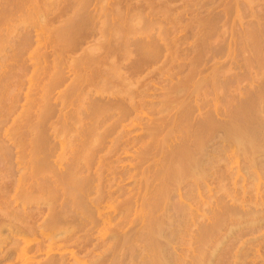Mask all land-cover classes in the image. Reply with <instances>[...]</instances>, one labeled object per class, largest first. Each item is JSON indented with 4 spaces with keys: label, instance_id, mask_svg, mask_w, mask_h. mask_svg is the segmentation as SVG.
Returning <instances> with one entry per match:
<instances>
[{
    "label": "rangeland",
    "instance_id": "1",
    "mask_svg": "<svg viewBox=\"0 0 264 264\" xmlns=\"http://www.w3.org/2000/svg\"><path fill=\"white\" fill-rule=\"evenodd\" d=\"M262 34L264 0H0V264H264V157L226 136Z\"/></svg>",
    "mask_w": 264,
    "mask_h": 264
},
{
    "label": "bare ground",
    "instance_id": "2",
    "mask_svg": "<svg viewBox=\"0 0 264 264\" xmlns=\"http://www.w3.org/2000/svg\"><path fill=\"white\" fill-rule=\"evenodd\" d=\"M257 21H259V20H257ZM257 25V24H256ZM258 25H259V23H258ZM257 25V26H258ZM254 26V25H253ZM256 27V26H255ZM258 27H260V26H258ZM257 29V28H256ZM250 32V31H249ZM258 32V31H257ZM258 35H259V38H260V34L261 33H257ZM251 35H253V34H251ZM258 35H257V37H258ZM264 34H262V36H263ZM256 36V35H255ZM254 37V36H253ZM261 38H263V37H261ZM260 38V40H262ZM252 39V38H251ZM254 39V38H253ZM252 39V40H253ZM256 40V39H255ZM259 40H256V44H253L254 46H255V54L253 53V55H256L255 57V61H258V60H260V62H258V63H264L263 62V55H262V53H263V51H264V49H262V50H260V51H262V53L260 54V53H258L259 51V49H258V46L260 47V49L262 48L260 45H259V43H261V42H259ZM262 44V43H261ZM264 46V45H263ZM258 49V50H257ZM259 55H261V56H259ZM253 58V57H252ZM258 58V60H256ZM248 59H249V57H248ZM254 60V59H253ZM245 61H250L251 62V60H246L245 59ZM232 62H234V61H232ZM237 63V62H236ZM258 63H255V64H258ZM244 64V63H243ZM233 65H235V64H233ZM249 65H252V63L251 64H249ZM258 65H260V64H258ZM263 65V64H262ZM248 66V65H247ZM261 66V65H260ZM249 68V67H248ZM250 69V68H249ZM263 70V69H262ZM261 72V71H260ZM250 73V72H249ZM248 73V74H249ZM262 73V72H261ZM253 74H254V72H253ZM264 74V73H263ZM254 76H256V75H254ZM235 78H236V76H235ZM254 78H258V77H254ZM254 78H253V80H254ZM251 80H252V77H251ZM256 82V81H255ZM260 82V81H259ZM253 90H255L254 88H253ZM264 90V89H263ZM262 90V91H263ZM256 92H258L257 90H256ZM264 92V91H263ZM254 93H255V91H254ZM253 93V94H254ZM260 93H261V91H260ZM260 93H258V95H260ZM250 95H252V94H250ZM256 96V97H258V98H255V100L254 101H251V103L250 102H248V103H250V107H251V109H248V111L249 110H251V111H249V112H246V113H242L241 112V115H240V113H239V117L238 118H240L239 120L238 119H236V120H238V121H233V123H231V124H229V126L228 127H226V136L230 139V140H232L233 141V143L232 144H237L238 145V147L240 146L241 148H242V146L244 145V148L247 150V151H249L250 152V154H251V159L253 158V160H254V162L256 163V159L258 158V157H264V117H263V115H261V116H259L258 114H257V112H256V110H258L259 109V107H258V103L259 102H256L257 100H259L260 98H261V96ZM261 95H263V94H261ZM255 96V95H254ZM264 96V95H263ZM263 96H262V98H263ZM254 98V97H253ZM252 98V99H253ZM263 101V99L262 100H260V102H262ZM244 103V102H243ZM258 104V105H257ZM241 105V104H240ZM260 105H261V103H260ZM263 105H264V103H263ZM263 105H261L262 106V108H264V106ZM245 106H247L246 104H245ZM245 106H244V108H245ZM237 107V106H236ZM248 107V106H247ZM238 108V107H237ZM241 108H243V106H241ZM258 108V109H257ZM261 108V109H262ZM246 109V108H245ZM245 109H243V110H245ZM252 109H254L255 111H252ZM260 110V109H259ZM242 111V110H241ZM263 111V109L260 111V112H262ZM259 112V113H260ZM230 120V119H229ZM242 120H245V121H247V122H249V125H248V123L246 124V125H244V124H242ZM208 121H209V119H208ZM214 121V120H213ZM207 122V121H206ZM228 122V121H227ZM214 123H215V121H214ZM208 125V124H207ZM206 125V123H205V126H207ZM248 125V126H247ZM227 126V125H226ZM208 127V126H207ZM219 128V127H218ZM207 129V128H206ZM216 129V128H215ZM199 132V131H198ZM202 132H203V130H202ZM210 134V133H209ZM223 135H224V132H223ZM205 137V136H204ZM235 142V143H234ZM201 143V142H200ZM203 146V145H202ZM237 147V148H238ZM239 149V148H238ZM240 151H242V149L240 150ZM247 154V153H246ZM177 155V154H176ZM179 155V154H178ZM195 155V154H194ZM185 156H186V154H185ZM249 157H250V155H248ZM248 157V158H249ZM190 158H188V161L190 162V160H189ZM264 159V158H263ZM256 160V161H255ZM183 161V160H182ZM182 161L181 162H178L179 164H178V166H176V164H175V166H176V168L174 167V166H172V170H174L173 172H172V170H171V173H173L174 175H175V173H178V174H180L183 170L185 171V173L187 172L188 173V168H189V165H186V162L184 163V161H183V164H182ZM187 161V160H186ZM187 161V162H188ZM192 161V160H191ZM196 161V160H195ZM204 161V160H203ZM248 161H249V159H248ZM197 163H200L199 161H196ZM250 162H251V160H250ZM194 163V162H193ZM193 163H192V165H191V163H188V164H190V168L193 166L194 167V165H193ZM196 163V164H197ZM201 165H202V163H200ZM200 164L198 165V166H196V167H194L195 169L198 167V169H199V166H200ZM253 164V163H252ZM186 167H185V166ZM173 167L175 168V169H173ZM203 167V166H202ZM194 168H191L190 170H191V172L193 173V171H195V170H193ZM200 168H201V166H200ZM168 170V169H167ZM190 172V171H189ZM188 173V174H191L192 175V173ZM195 172H197V169H196V171ZM167 173V174H166ZM166 173H164L165 175H166V177H168L167 175H168V173H170V170H169V172H167L166 171ZM184 172H182V174H183ZM184 173V174H185ZM181 174V175H182ZM183 174V175H184ZM205 174V173H204ZM161 177V181L163 182L164 181V179H167V178H162V175H160ZM169 176H172L171 174L169 175ZM186 176V175H185ZM185 176H184V178H185ZM189 176V175H188ZM163 177H165L164 175H163ZM170 178V177H169ZM168 178V179H169ZM175 178V177H174ZM173 179V178H172ZM166 181V180H165ZM164 181V182H165ZM177 181V180H176ZM185 181V180H184ZM169 184H170V182H169ZM166 185H168V181H167V183H166ZM167 188H169V185L167 186ZM170 189V188H169ZM160 193V192H159ZM162 193V192H161ZM162 195V194H161ZM164 195V194H163ZM261 195V194H260ZM165 196V195H164ZM159 197V196H158ZM263 198V197H262ZM162 199V198H161ZM161 199H160V201H161ZM159 200V199H158ZM164 200H166L165 198H164ZM262 200H264V199H262ZM23 201V200H22ZM260 201V200H259ZM264 202V201H263ZM156 203V202H155ZM155 203H153V204H155ZM161 203V202H160ZM24 205V204H23ZM259 207H260V205H259ZM258 207V208H259ZM19 210L20 209H18V212H19ZM20 213H21V211H20ZM19 213V214H20ZM52 213H54V212H52ZM257 213V212H256ZM8 215V214H7ZM18 215V214H17ZM24 217H27V216H24ZM15 218H18L17 216H15ZM45 218V217H44ZM49 218H51L50 216H49ZM49 218H48V221H49ZM19 219V218H18ZM27 219V218H26ZM47 219V218H46ZM15 221H17L16 219H14ZM24 220V219H23ZM22 220L20 219V222H21ZM52 221V220H51ZM57 221H58V219H57ZM1 222V221H0ZM4 223V222H3ZM22 223V222H21ZM25 223V222H24ZM24 223H22V224H24ZM55 222H53V224H54ZM1 224V223H0ZM19 224V223H18ZM27 224V223H26ZM6 225L8 226V224L6 223ZM16 225V224H15ZM21 225V224H20ZM50 225V224H49ZM55 225H56V223L54 224V225H50V226H54V228H55ZM60 224H58V226H59ZM17 226V225H16ZM19 226V225H18ZM28 226V225H27ZM27 226L25 225V229H27ZM40 226V225H39ZM58 226H56V227H58ZM157 226H159V225H157ZM2 227H3V225H2ZM21 227H23V226H21ZM32 227V226H31ZM41 227V226H40ZM61 227V226H60ZM60 227H58V228H60ZM29 228V227H28ZM39 227H37V229H38ZM52 228V227H51ZM156 228V227H155ZM159 228H161V227H159ZM158 228V229H159ZM37 229H36V231H37ZM0 230H1V227H0ZM2 230H3V228H2ZM22 231H23V229H21ZM30 230H31V228H30ZM41 230V229H40ZM51 230H55V229H51ZM56 230H58L57 228H56ZM161 229H159V231H160ZM21 231V232H22ZM27 231V230H26ZM33 231H35V229H33ZM24 232V231H23ZM30 232V231H29ZM38 232V231H37ZM53 232V231H52ZM57 232H61V231H56V234H57ZM165 232V231H164ZM26 233V232H25ZM34 232H32L31 231V234H33ZM42 233V232H41ZM40 233V234H41ZM55 233V232H54ZM1 234V233H0ZM36 234H39V232L38 233H36ZM36 234H34L35 235V237H36ZM33 235V236H34ZM54 235V234H53ZM52 235V238L54 237ZM0 237H1V235H0ZM37 238V237H36ZM65 238V237H64ZM64 238H63V240H64ZM68 238V237H67ZM61 239V238H60ZM66 239V238H65ZM252 241V240H251ZM60 242V241H59ZM64 242V241H63ZM24 243H26L25 241H24ZM30 243V242H29ZM31 244V243H30ZM53 244V243H52ZM23 245H25V244H23ZM22 245V246H23ZM65 245V244H64ZM63 245V246H64ZM26 246V245H25ZM40 246V245H39ZM18 248V247H17ZM27 248V247H26ZM28 250H29V248H27ZM46 249H48V248H46ZM43 251H45V250H43ZM18 252V251H17ZM26 252V251H25ZM46 252H48L47 250H46ZM17 254V253H16ZM21 254V253H20ZM159 255H161V254H159ZM162 255H164V254H162ZM20 256V255H19ZM17 257V256H16ZM53 257V259H54V256H52ZM51 257V258H52ZM24 258V257H23ZM50 258V257H49ZM50 258V259H51ZM55 258H57L56 256H55ZM59 259V258H58ZM165 259V258H164ZM49 260V259H48ZM57 260V259H56ZM55 260V261H56ZM22 261V260H21ZM166 261V260H165ZM51 262H52V259H51ZM57 262V261H56ZM24 263V262H23ZM49 263V262H48ZM43 264H45V263H43ZM52 264H56V263H52ZM163 264H165L164 262H163Z\"/></svg>",
    "mask_w": 264,
    "mask_h": 264
}]
</instances>
